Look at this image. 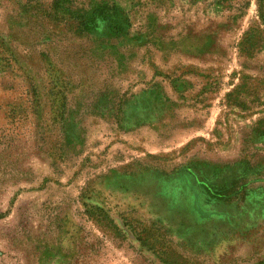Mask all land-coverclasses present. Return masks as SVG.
Masks as SVG:
<instances>
[{"label":"rangeland","instance_id":"obj_1","mask_svg":"<svg viewBox=\"0 0 264 264\" xmlns=\"http://www.w3.org/2000/svg\"><path fill=\"white\" fill-rule=\"evenodd\" d=\"M0 264H264V0H0Z\"/></svg>","mask_w":264,"mask_h":264}]
</instances>
